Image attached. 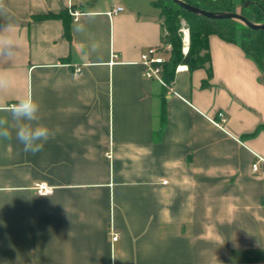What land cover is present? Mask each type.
<instances>
[{
  "label": "crops",
  "instance_id": "crops-1",
  "mask_svg": "<svg viewBox=\"0 0 264 264\" xmlns=\"http://www.w3.org/2000/svg\"><path fill=\"white\" fill-rule=\"evenodd\" d=\"M152 1L3 0L17 47L0 70L17 84L0 106L31 94L52 135L25 153L0 111V264H264V72L210 36L208 87L185 65L171 91L145 78L144 53L168 56ZM60 12L71 41L61 20L33 19Z\"/></svg>",
  "mask_w": 264,
  "mask_h": 264
},
{
  "label": "trees",
  "instance_id": "trees-1",
  "mask_svg": "<svg viewBox=\"0 0 264 264\" xmlns=\"http://www.w3.org/2000/svg\"><path fill=\"white\" fill-rule=\"evenodd\" d=\"M196 8L208 12H238L254 23L264 22V0H241L237 5L234 0H181ZM250 1L248 8L245 2ZM152 6L159 11L163 20L162 46L168 45L170 49L167 58L162 65L163 79L167 84L174 81L175 72L180 65L188 67L189 71L205 69L208 79L203 82V87L209 86V80L213 76L211 56L209 50L210 36H217L222 41L238 45L243 52L252 59L263 71L264 64V30H251L241 23L224 19L212 20L201 17L181 8L173 0H153ZM35 20L57 19L64 25V35L71 41L72 18L66 12L35 16ZM181 19H184L189 27V48L183 53V34L181 32ZM264 72V71H263Z\"/></svg>",
  "mask_w": 264,
  "mask_h": 264
},
{
  "label": "clouds",
  "instance_id": "clouds-1",
  "mask_svg": "<svg viewBox=\"0 0 264 264\" xmlns=\"http://www.w3.org/2000/svg\"><path fill=\"white\" fill-rule=\"evenodd\" d=\"M3 0H0V8H3ZM17 43L9 26L0 31V62H8L16 51ZM17 76L10 68L0 70V92L15 88ZM40 105L31 94L21 97L10 106H0V111L10 114L16 121V139L23 145L25 153L36 154L42 151L44 144L50 139V129L38 123ZM7 117H0V139H8L11 136ZM114 259V258H113Z\"/></svg>",
  "mask_w": 264,
  "mask_h": 264
},
{
  "label": "built area",
  "instance_id": "built-area-1",
  "mask_svg": "<svg viewBox=\"0 0 264 264\" xmlns=\"http://www.w3.org/2000/svg\"><path fill=\"white\" fill-rule=\"evenodd\" d=\"M124 11L123 7L117 6L113 9V11H111L110 13H108L110 16L116 15L118 13H121ZM71 16H73L74 20L76 21L78 19V17L81 15V13L77 12V11H71ZM182 34H183V53L186 54L188 52V48H189V43H190V39H189V29H185L183 28L181 30ZM162 48H158V47H154V48H150L146 53H144L141 56V65L144 68V77L150 80H156L157 82H159L160 84H162L163 86H165L166 88L170 89V91L172 90L170 88V84H167L162 76L163 73V68L162 65L165 62V58L162 56ZM180 68V67H178ZM82 67L81 66H77L75 67L72 75L74 77H78L82 74ZM208 121L213 124L214 126H216L219 129H224V126L227 122V118L225 116V114L223 112H218L216 117H208ZM262 161L260 158H258V161L255 162L253 164V170L257 171L258 167H259V162ZM34 189L36 190L38 195H48L52 192V187H49L46 183H39L36 184ZM263 205H264V201H263ZM118 240V236L116 234L113 235L112 237V241H117Z\"/></svg>",
  "mask_w": 264,
  "mask_h": 264
},
{
  "label": "water",
  "instance_id": "water-1",
  "mask_svg": "<svg viewBox=\"0 0 264 264\" xmlns=\"http://www.w3.org/2000/svg\"><path fill=\"white\" fill-rule=\"evenodd\" d=\"M177 5H179L184 10L188 11L189 13L205 17L212 20H234L237 22L242 23L245 27L251 30H264V22L263 23H254L248 20L246 17H244L242 14L236 12H208L199 8H196L190 4H187L181 0H173ZM251 4L250 1L245 2L244 7L248 8V6ZM263 71H264V64H263Z\"/></svg>",
  "mask_w": 264,
  "mask_h": 264
},
{
  "label": "rangeland",
  "instance_id": "rangeland-1",
  "mask_svg": "<svg viewBox=\"0 0 264 264\" xmlns=\"http://www.w3.org/2000/svg\"><path fill=\"white\" fill-rule=\"evenodd\" d=\"M238 13H240V8L238 9ZM161 19V18H160ZM161 22L163 23V20L161 19ZM180 23H181V30L183 29V28H185V29H189V27H188V24H187V22L184 20V19H181V21H180ZM240 23V22H239ZM242 24V23H241ZM243 25V24H242ZM163 47L164 48H168V49H170V47L168 46V45H163ZM163 55L165 56V52L163 53Z\"/></svg>",
  "mask_w": 264,
  "mask_h": 264
}]
</instances>
